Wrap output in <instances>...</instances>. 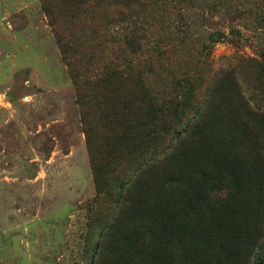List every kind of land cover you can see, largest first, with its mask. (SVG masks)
Masks as SVG:
<instances>
[{
  "label": "rangeland",
  "instance_id": "1",
  "mask_svg": "<svg viewBox=\"0 0 264 264\" xmlns=\"http://www.w3.org/2000/svg\"><path fill=\"white\" fill-rule=\"evenodd\" d=\"M126 71L186 102L156 144L113 132L137 86L99 81ZM191 148L233 164L211 200L168 162ZM136 232L160 234L159 264H264V0H0V264H113Z\"/></svg>",
  "mask_w": 264,
  "mask_h": 264
},
{
  "label": "trees",
  "instance_id": "2",
  "mask_svg": "<svg viewBox=\"0 0 264 264\" xmlns=\"http://www.w3.org/2000/svg\"><path fill=\"white\" fill-rule=\"evenodd\" d=\"M127 80H132L137 86V91L135 92L134 97L138 98L139 112L135 115V123L129 121V118L132 120L130 114L127 117L123 116L122 119L112 120V129L117 130L113 132L118 134V137L121 136L124 140L131 136L146 142L148 141V143L154 142V144H156L158 137L163 138L168 136L173 130V127L179 120V116L183 112L186 102L179 101L175 97L172 98V93L168 90L169 88L162 92L155 93L148 86L145 75L138 71H126V73L121 74L120 77L110 75L105 79L101 78V81L99 82L105 86H111L114 82L120 81L123 83ZM88 100L100 103V95H98V93H94L93 89L88 97ZM241 111L244 112V119L236 121L230 126L234 132L232 140L236 143L244 142L247 147H249V134L255 125L256 118L252 117L249 114V109H246L243 105ZM114 117L118 118L120 115L115 113ZM202 125L204 124L200 122L193 123V130ZM191 126L192 124L188 127L190 128ZM120 128H124V131L118 130ZM196 136H198V134H196ZM199 156L200 154L194 153L191 148V153L184 150L182 154L173 156V158L168 160V162H170V165L177 168L187 167L188 171H192L191 174L193 178L187 185L190 197L194 194L195 199L197 196L199 197L198 201H202V199L211 200L218 189L217 185L223 187L225 184L223 179L216 178L214 176V170L216 168H233V164H228L225 161L220 162L218 159H215L214 161L209 162V167L211 166V169L208 171L206 167L199 166ZM158 169L159 168H154L153 170L157 172ZM154 171H151L149 179L153 178V181L157 186L164 180L166 175L165 177H162L161 175L165 174L164 171H161L159 173L160 175L158 173L156 174ZM155 177L160 178L162 181H157ZM199 194H201V196ZM136 197V195H132L129 199H135ZM144 197L148 199L152 196L151 194H146L144 191L139 198L142 200ZM228 231L229 227L223 233H227ZM159 237V233L143 235L142 232H136L135 235L126 238L127 240L122 239L121 243L123 246L120 245V247H117L118 257L116 258V262L113 264H159L160 257L157 252L159 253L162 249V239L160 240ZM183 251L186 252V261L189 260L186 264L241 263L240 261L234 260L235 255L225 249H223L222 253L219 254V258L215 257L214 263H212L211 259L202 262L199 253L195 250V253L192 256H189V252L185 251V249H183Z\"/></svg>",
  "mask_w": 264,
  "mask_h": 264
}]
</instances>
